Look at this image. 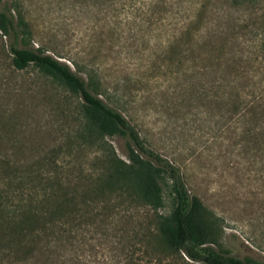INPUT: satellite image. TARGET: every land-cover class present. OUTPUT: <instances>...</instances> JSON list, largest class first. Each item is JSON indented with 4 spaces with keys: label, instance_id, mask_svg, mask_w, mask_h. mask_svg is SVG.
I'll return each instance as SVG.
<instances>
[{
    "label": "rangeland",
    "instance_id": "rangeland-1",
    "mask_svg": "<svg viewBox=\"0 0 264 264\" xmlns=\"http://www.w3.org/2000/svg\"><path fill=\"white\" fill-rule=\"evenodd\" d=\"M2 3L26 23L29 47L74 71H96L116 108L214 214L222 248L264 264V0ZM76 105L74 95L34 66L12 68L0 37V155L18 164L55 148L91 157L93 147L76 149L68 138ZM106 140L125 157L122 138ZM164 198L156 210L130 209L128 226L146 224V244L153 215L169 211ZM98 254L88 264L106 260Z\"/></svg>",
    "mask_w": 264,
    "mask_h": 264
},
{
    "label": "trees",
    "instance_id": "trees-1",
    "mask_svg": "<svg viewBox=\"0 0 264 264\" xmlns=\"http://www.w3.org/2000/svg\"><path fill=\"white\" fill-rule=\"evenodd\" d=\"M163 1L146 0V6ZM230 2L252 6L255 0ZM26 35L19 12L0 4L9 65H32L76 97L77 126L68 138L76 149L93 151L88 158L55 148L23 164L0 155V264H88L98 253L104 264H261L220 246L214 214L189 193L179 168L145 143L116 108L114 93L101 86L94 69L74 71L29 47ZM112 136L124 140V158L106 140ZM165 196L169 211L153 215L146 244V224L128 226L130 209L162 208Z\"/></svg>",
    "mask_w": 264,
    "mask_h": 264
}]
</instances>
